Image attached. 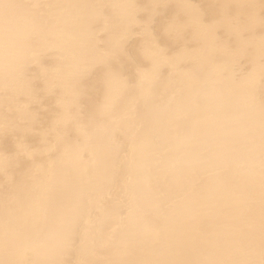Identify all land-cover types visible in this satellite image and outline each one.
<instances>
[{"label": "bare ground", "instance_id": "1", "mask_svg": "<svg viewBox=\"0 0 264 264\" xmlns=\"http://www.w3.org/2000/svg\"><path fill=\"white\" fill-rule=\"evenodd\" d=\"M0 264H264V0H0Z\"/></svg>", "mask_w": 264, "mask_h": 264}]
</instances>
